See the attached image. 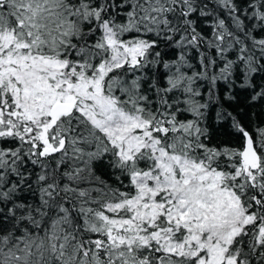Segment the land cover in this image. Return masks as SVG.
I'll list each match as a JSON object with an SVG mask.
<instances>
[{"label":"snow or ice","instance_id":"6c2138e0","mask_svg":"<svg viewBox=\"0 0 264 264\" xmlns=\"http://www.w3.org/2000/svg\"><path fill=\"white\" fill-rule=\"evenodd\" d=\"M0 264H264V0H0Z\"/></svg>","mask_w":264,"mask_h":264}]
</instances>
